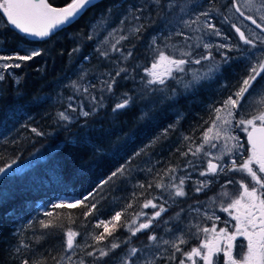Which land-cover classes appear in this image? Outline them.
I'll return each instance as SVG.
<instances>
[{
	"label": "snow or ice",
	"instance_id": "snow-or-ice-1",
	"mask_svg": "<svg viewBox=\"0 0 264 264\" xmlns=\"http://www.w3.org/2000/svg\"><path fill=\"white\" fill-rule=\"evenodd\" d=\"M101 4L87 33L75 34L91 42L94 56L83 53L78 40L68 51L90 67L80 63L75 78L62 83L55 122L90 130L109 102L114 116L138 107L141 120L154 122L162 111L174 112L175 118L121 157L123 163L110 168L89 191L51 203L52 209H84L82 227L88 228L89 217L95 220L90 230H65V220L75 222L72 214H54L45 205L43 218L33 217L13 232L12 256L18 264H220L222 254L223 264H264V0H70L64 7L49 0H0V12L5 28L11 25L44 39ZM141 47L147 59L137 51ZM42 55L38 49L0 55V81L8 69L21 68L19 62ZM214 85H219L215 95L220 99L205 105L207 119L200 117L188 133L180 132L185 118L180 99L195 102ZM21 128L45 135L31 123ZM237 129L246 134L247 148ZM176 132L165 158V142ZM9 134L0 139L14 142ZM102 153V142H95L94 157L103 159ZM116 157L119 150L112 154ZM172 157H178L175 163ZM11 167H0V174ZM81 170H86L83 164ZM193 173L199 178L193 179ZM233 173L247 180L233 178ZM217 184V192L199 199L198 194ZM229 185H238L235 193ZM140 197L139 210L130 212ZM216 208L235 221L231 231L228 220L217 227L221 217ZM209 221L211 226H205ZM121 228L127 235H116ZM56 229L64 231L66 240L54 255L51 248L38 246ZM27 232L31 235L25 236ZM238 237L247 241L246 251L234 254ZM192 240L198 243L188 247Z\"/></svg>",
	"mask_w": 264,
	"mask_h": 264
},
{
	"label": "trees",
	"instance_id": "trees-1",
	"mask_svg": "<svg viewBox=\"0 0 264 264\" xmlns=\"http://www.w3.org/2000/svg\"><path fill=\"white\" fill-rule=\"evenodd\" d=\"M68 2L69 0H49L55 7ZM102 6L101 4L96 9H89L70 27L64 26L63 29L54 30L50 37L44 39L22 34L11 25L5 28L6 21L0 15V55H14L16 52L24 54L22 48L43 52L41 57L33 61H14L13 63H22V67L8 69L4 72L5 79L0 81V134L10 132L8 139L14 140L5 142L0 139V167L12 165L6 174H0V264H18L11 252L12 245L16 242L13 232L33 217L43 218L45 205H48L46 210L53 211L54 214H72L75 222L68 223L65 220V230L72 228L80 233L90 230L95 220L89 217L88 228L82 227L85 223L81 215L84 209H52L51 203L73 199L89 191L110 168L123 163L121 157H126L142 147L167 124V120L163 118L165 114H161L160 123V117L157 115L154 122L140 119L125 127L120 125L113 133L104 132L103 129L108 127L109 121L121 122L138 118L140 114L134 108L115 116L109 114L111 102L108 109L100 111L99 115L93 118L94 123L90 131L81 128L79 124L62 127L55 122V113L61 108L56 101L57 97L54 98L55 82L59 80L62 83L66 80L75 65H90L89 61L78 63L76 56H68V51L75 46L74 40H78L82 52L94 56L91 42L86 41L84 36L76 37L75 34L87 33L89 22L96 17L94 13ZM93 61L94 58L91 60L94 64ZM38 98H47V102L38 104ZM203 114L204 111L191 109L183 123L187 122L193 126ZM27 123H31L32 127H39L45 135L36 136L21 128V125ZM185 131L188 133L190 130L185 128ZM242 136L244 137V134ZM124 137L126 139L121 142ZM97 141L103 144V159L100 160L93 155ZM118 150L120 157L113 159L112 154ZM163 154L168 158V151ZM82 164L86 170H81ZM143 199L144 197H140L129 211L139 210ZM107 215L105 213L102 218ZM52 232L53 234L38 247L51 248L55 255L62 251L66 237L63 230L56 229ZM30 235L31 232L25 234ZM116 235L124 236L127 233L121 228ZM140 239L146 237L141 236ZM76 242L81 243L82 237L78 236ZM49 264H52L51 260Z\"/></svg>",
	"mask_w": 264,
	"mask_h": 264
},
{
	"label": "rangeland",
	"instance_id": "rangeland-1",
	"mask_svg": "<svg viewBox=\"0 0 264 264\" xmlns=\"http://www.w3.org/2000/svg\"><path fill=\"white\" fill-rule=\"evenodd\" d=\"M96 19V17H94L91 21H94ZM5 21H6V18H5ZM254 27V26H253ZM22 50H28V51H31V49L29 48H22ZM137 51L141 54V58L142 59H147L146 57H144L143 56V52H144V50H143V48L141 47V48H138L137 49ZM13 55V54H12ZM14 61H8V63H13ZM93 62H96V61H93ZM0 63H4V61H0ZM79 66L77 65H75V66H73L72 67V69H71V71H70V73H68L69 75H67L68 77H72V78H75V76L73 75V73L77 70V68H78ZM86 67H90V65H88V66H86ZM240 69L238 68L237 69V71H239ZM63 82H66V80L64 79L63 81H62V83ZM62 83H60V81L59 80H56V82H55V88H54V94H55V96H54V98L56 99V97H57V93L60 91V87H61V85H62ZM129 86H131V85H129ZM212 88H210V89H208L209 91L211 90ZM209 91H207L206 92V94L207 95H209V97L212 95ZM212 97L213 96H211L210 97V99H212ZM182 99H183V101L181 100L180 102H179V108L181 109V110H183V113H184V116L185 117H187V115H188V113H190V105L192 104V101H190V98H183L182 97ZM215 99H216V97H215ZM56 101H57V99H56ZM201 103V102H200ZM206 103H210L208 100H206ZM60 106H61V104H60ZM62 107V106H61ZM111 107V106H110ZM134 109H136L138 112H139V108L138 107H133ZM61 109V108H60ZM59 109V110H60ZM109 114H110V112H109ZM161 114H165L164 116H163V118H165V120H167V124H169V123H171V122H173V120H174V118H175V113L174 112H168V111H162L161 113H159L158 114V116L160 117V116H162ZM140 115V114H139ZM157 116V117H158ZM200 117H204L205 119H207V112H205V114H203V115H201ZM200 117H199V119H200ZM110 118V120H111V117H109ZM138 121V120H140V118H139V116H138V118H129V119H127V120H122L121 122H118V121H109L108 123V127H106V129H103V131L105 132H111V133H113L114 131H117L118 130V128H119V126L121 125V127H125V126H127V125H130V124H132V123H135L136 121ZM161 120H162V118L160 117V120H159V123L161 122ZM118 123H120V124H118ZM185 123V122H184ZM184 123H182L180 126H179V131L180 132H184V133H186V131H185V128L186 129H188V130H190L191 129V126H192V124L190 125V124H187V122L184 124ZM118 124V125H117ZM167 124H166V126H167ZM92 129V128H91ZM90 129V130H91ZM90 130H88V131H90ZM239 133H241L242 135L243 134H245L244 132H242V131H240L239 129H237L236 130V133L235 134H237V135H239ZM178 135H179V132H176V133H170V140L169 141H167V142H165L166 143V146H165V148H164V152L166 153L168 150H167V146H170L171 144H173V143H175V141H176V139H177V137H178ZM245 136H246V134H245ZM245 136H244V139H245ZM126 138L128 139L129 137L128 136H126ZM125 137L121 140V142H123V140L124 139H126ZM241 139H243V137L241 138ZM243 139V140H244ZM242 141V140H241ZM120 142V143H121ZM247 144V143H246ZM246 146H248V145H246ZM247 148V147H246ZM159 150V149H158ZM172 159V161H173V163H175L176 162V160L178 159V157H172L171 158ZM166 166V165H165ZM234 174H236V179H240V178H244V179H246L247 180V178L246 177H242L240 174H237V173H233L232 175H234ZM229 187V189L233 192V193H235L236 192V190L238 189V185H229L228 186ZM153 191H158V190H155V189H153ZM218 190H215V191H212V192H210L209 193V195H213L215 192H217ZM72 199H67V200H65V201H71ZM209 205L211 206V202H209ZM147 211H151L150 209L149 210H147ZM215 211H216V214L218 215V213H219V210L218 209H215ZM211 221H209L208 223H210ZM223 225V224H222ZM211 226V225H210ZM192 245H191V242H190V244L188 245V247H191ZM246 244L245 243H243V242H240V247H236V251H235V254H240V253H242L243 251H246ZM220 264H223V257H222V255H221V259H220Z\"/></svg>",
	"mask_w": 264,
	"mask_h": 264
},
{
	"label": "flooded vegetation",
	"instance_id": "flooded-vegetation-1",
	"mask_svg": "<svg viewBox=\"0 0 264 264\" xmlns=\"http://www.w3.org/2000/svg\"><path fill=\"white\" fill-rule=\"evenodd\" d=\"M219 87V85H214L213 86V88L209 91V90H207V91H209L212 95L211 96H213L212 97V99H210V97H209V95H207L206 94V92L207 91H203L201 94H200V96L198 97V98H196V100H195V102H193V100L190 98V101H192V104L190 105V109H195V110H200V111H204V112H207V110H206V108H205V105H207L208 103H206V100H208L209 102H211L212 100H214L215 99V97H216V99H220V97L219 96H217V95H215V89L216 88H218ZM183 101V99L181 98L180 99V101ZM179 101V102H180ZM201 102V103H200ZM185 117V116H184ZM186 118V117H185ZM184 118V119H185ZM183 119V120H184ZM183 120L181 121V124L183 123ZM180 124V125H181ZM192 127V126H191ZM239 136L242 138L243 136H242V134L241 133H239ZM243 139H244V137H243ZM241 139L242 140V142L244 143V145H245V148L246 147H248V146H246L247 144V142H246V139ZM232 177L233 178H235L236 177V174H234V175H232ZM197 178H199L198 177V175L196 174V173H193V179H197ZM225 178L222 176L221 178H220V180H221V182H223V180H224ZM215 190H219V185L217 184L216 186H214L211 190H210V192H212V191H215ZM209 191L206 193V194H204V193H201V194H198V196H199V199H201V200H207V196H211V195H209V193H210ZM197 194H193V197L195 198V196H196ZM187 204H190V203H192V199H189V200H187V202H186ZM216 209H218V208H216ZM219 210V209H218ZM218 215L221 217V220L220 221H217V227L218 228H220V227H224L225 225H224V221H226V220H228V221H230V217H228V215H227V213H223V212H221V211H219V213H218ZM235 223V221H230V223H229V225H228V227H229V230L231 231L232 230V227H231V225L232 224H234ZM223 224V225H222ZM210 225H211V222L210 223H208L207 222V224L205 225V226H209L210 227ZM240 242H243V243H247V241L246 240H244V238L243 237H238L237 238V241H236V247H240ZM196 243H198V241H196V240H192L191 241V245L192 246H194ZM236 251V250H235ZM234 254H235V252H234ZM222 255V254H221Z\"/></svg>",
	"mask_w": 264,
	"mask_h": 264
},
{
	"label": "water",
	"instance_id": "water-1",
	"mask_svg": "<svg viewBox=\"0 0 264 264\" xmlns=\"http://www.w3.org/2000/svg\"><path fill=\"white\" fill-rule=\"evenodd\" d=\"M69 2H70V0H69ZM68 2V3H69ZM64 6H66V4L65 5H63V6H58V7H64ZM55 7V6H54ZM0 15L3 17V14H2V12H0ZM4 18V17H3ZM5 19V18H4ZM13 27V26H12ZM17 30V29H16ZM57 30V29H56ZM17 31H19V30H17ZM32 37V36H31ZM32 38H36V37H32ZM38 39H40V38H38ZM245 139H246V142H247V137L245 136Z\"/></svg>",
	"mask_w": 264,
	"mask_h": 264
},
{
	"label": "bare ground",
	"instance_id": "bare-ground-1",
	"mask_svg": "<svg viewBox=\"0 0 264 264\" xmlns=\"http://www.w3.org/2000/svg\"><path fill=\"white\" fill-rule=\"evenodd\" d=\"M244 136H245V134H244Z\"/></svg>",
	"mask_w": 264,
	"mask_h": 264
}]
</instances>
